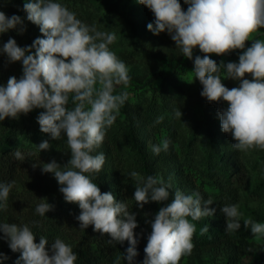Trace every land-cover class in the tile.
Returning a JSON list of instances; mask_svg holds the SVG:
<instances>
[{
  "label": "clouds",
  "instance_id": "1",
  "mask_svg": "<svg viewBox=\"0 0 264 264\" xmlns=\"http://www.w3.org/2000/svg\"><path fill=\"white\" fill-rule=\"evenodd\" d=\"M138 3L154 14V22L147 25L154 35L167 31L176 48L189 60H193L197 47L204 54L195 57L191 74L203 86L202 97L209 102H227L228 107L219 110V119L222 131L230 133L235 141L232 147L240 151L264 149V40L255 39L245 49L252 34L264 28V0H184L188 5L186 11L179 0H138ZM23 10L27 20L39 26L43 38H36L31 46L20 47L10 37L0 49L10 63L22 62L23 73L19 79L12 76L6 86H0V121L43 109L37 116L40 131L53 140H59L63 134L71 157L63 166L55 159L43 163L42 172L54 174L65 201L78 204L80 214L76 219L81 229L93 225L94 231L110 236L109 242H129L123 258L132 264L138 255L136 215L111 192L102 193L88 175L102 169L105 155L92 153L103 143L106 128L115 122L127 100L126 91L114 94L117 85L129 82L125 63L109 49L116 34L82 22L54 0H27ZM9 30L22 34L26 28L20 16L8 17L0 11V34ZM237 49L243 50L238 63L225 65L221 61L218 65L210 58V54L224 55ZM246 74L252 79L245 78ZM222 78L239 81V86L229 89ZM175 115L181 118V110ZM162 120L163 117H158L156 123ZM170 143L164 138L159 145L152 146V151L158 155L167 151ZM38 147L41 151L48 150L50 143L45 140ZM13 155L17 160L25 159L19 150ZM130 176L137 179L134 200L141 208L150 200L158 203L169 200L162 177L142 178L135 171ZM11 187L10 183H0V209L7 208ZM41 199L46 202L39 203L35 211L43 216L54 206L46 198ZM212 203L199 192L185 195L176 190L171 202L160 207L150 221L143 264H178L182 256L190 255L196 231L191 221L214 215L215 209L208 207ZM238 208L224 205L221 209L227 232L241 227ZM243 224L253 236H264V223L249 218ZM206 231L208 226L201 229V234ZM0 232L10 249L21 253L15 264H74L77 260L72 248L60 238L52 242L50 252L46 249V238L40 237L36 243L26 224L0 223ZM6 259L0 252V261Z\"/></svg>",
  "mask_w": 264,
  "mask_h": 264
},
{
  "label": "rangeland",
  "instance_id": "2",
  "mask_svg": "<svg viewBox=\"0 0 264 264\" xmlns=\"http://www.w3.org/2000/svg\"><path fill=\"white\" fill-rule=\"evenodd\" d=\"M101 1L117 12L107 11L99 0H54L74 12L82 22L95 25L99 31L116 34V40L109 45V49L126 65L129 82L124 86L134 90L127 93V100L115 122L106 128L99 150L105 155V163L99 172L111 179L115 187L121 186L124 192H133L137 179L132 178L130 173L135 171L142 177L140 159L143 156L156 157L152 146L159 145L164 138L169 139V148L160 152L161 158L156 163L158 176L163 178L169 193L174 194L178 190V177L182 179L188 195L200 191L208 198L213 197L216 191L223 192L227 182L235 190L233 205H238L241 213V227L233 232L225 230V215L215 218L213 224L210 218L213 215L197 221H191L189 217L196 226L192 237L194 248L190 255L182 256L178 264H264V236H250L245 231L250 232L251 229L243 224L249 218L264 223V218L259 216L264 214V149L253 147L240 151L232 147L235 141L230 133L222 131L219 119V110L226 109L227 102H209L202 97L203 86L191 74L195 57L204 55L198 47L193 50V60H189L176 48L167 31L154 35L147 25L154 22L155 16L138 0ZM25 2L27 0H21V3L6 0L0 4V11L8 17L14 14L20 16L26 28L22 34L17 30L0 34V49L10 37L20 47L31 46L36 38H43L39 26L27 20V13L23 10ZM179 2L186 11L188 5L184 0ZM255 39L264 40V28L252 34L245 42V49ZM242 52L237 49L224 55L210 54V58L218 65L221 61L225 65L228 62L238 63ZM157 73L165 75L154 78ZM22 74V62L10 63L6 54L0 52V86H6L10 77L19 79ZM245 78L252 79L250 74H246ZM222 83L229 89L239 86V81L231 79L222 78ZM177 110H181V118L176 117ZM41 111L43 109H33L28 114ZM158 117H163L161 123H156ZM10 119L0 121V135ZM206 121L210 125H205ZM153 122L159 126L156 130ZM129 124L133 125L131 132L128 131ZM191 136L193 140L188 143ZM210 137L212 140L208 144ZM61 138L66 145L65 152L50 154L45 161L28 160L18 169L14 183H11L7 204L15 202L22 206L31 199L42 201L41 198L48 201L59 192L60 185L54 174L42 172L41 167L53 159L62 166L67 164L71 153L66 137L62 134ZM15 141L37 147L39 151L38 146L43 142L42 139L23 141L21 136H16ZM217 155L221 156L223 163L216 162ZM33 164L37 167L33 168ZM180 167L182 169L177 177ZM214 169L227 179L210 181L205 173ZM205 226H208L209 236L198 241L197 230ZM143 241L146 245L147 237ZM136 264L142 262L137 261Z\"/></svg>",
  "mask_w": 264,
  "mask_h": 264
},
{
  "label": "trees",
  "instance_id": "3",
  "mask_svg": "<svg viewBox=\"0 0 264 264\" xmlns=\"http://www.w3.org/2000/svg\"><path fill=\"white\" fill-rule=\"evenodd\" d=\"M6 0H0V4ZM15 3H21V0H11ZM104 8L109 11L116 13L117 11L109 6H106L103 1L99 0ZM24 6V5H23ZM24 14V12H23ZM163 73H157L154 78L158 76H164ZM133 93V89H128L123 84L115 87L114 94L121 92ZM71 107V104H69ZM40 113V112H39ZM39 113H31L24 116H19L18 119H10V122L5 125L3 132L0 135V183H12L17 175L18 169L28 160H39L45 161L48 159V155H56L61 152H65L66 145L63 139L53 140L49 138V134L42 133L40 126L37 123V116ZM154 129L156 130L159 126L153 122ZM205 125H210L209 121L205 122ZM133 125H128V131H133ZM16 136H21L23 141H37L42 139L47 140L50 143L48 150H38L37 147L32 145H25L23 143H17ZM106 136V135H105ZM193 136L190 137L188 143L191 142ZM212 138L207 140V143H211ZM19 150L24 160H17L14 157V153ZM100 145L94 149L93 155H98L100 152ZM217 163H223L221 156L217 155ZM161 158L160 153L156 157L143 156L140 160V167L142 169V178H146L149 175L158 176L156 170V163ZM211 158V157H210ZM215 162V163H216ZM189 165V163H188ZM187 165V166H188ZM180 169L176 173L177 177L180 174ZM90 178L94 183L98 185L102 193L111 192L117 201H121L127 204L128 210L136 215V221L138 227L134 229V233L138 239L136 246L137 256L133 258L132 264H136L137 261L142 262L145 257L144 248L145 243L144 237H147L151 233L150 221L154 220L156 213L160 207L166 203L171 202L174 197L173 193H169V200L163 203L149 201L144 204L141 208L134 200V191L124 192L121 186L115 187L113 181L109 179L105 174L97 172L91 173ZM206 177L210 181L215 180L216 182H222L227 179L223 176V173H218L216 169L214 171H207ZM179 185L178 190H181L185 195H188L185 190L186 187L182 185V179L178 177ZM264 184V183H263ZM223 192L216 191L213 197L208 198L205 193L197 191L204 197L205 200H211L213 203L209 205L210 209H215L213 217H210L212 224L215 222V218L223 216L221 209L224 205H233L235 202L236 193L231 188L229 183L224 184ZM42 201L31 199V202L19 206V203L10 202L7 204L6 209H0V223H16L17 225H28L30 230L35 235V242L39 243L40 237H44L48 240L46 249H51V244L56 238H60L67 245H69L74 254L77 256V260L74 264H128V261L124 259L127 255V249L130 244L127 240L123 242L112 241L110 236L107 234L101 235V233L94 231V226L89 225L86 229H81L79 221L76 217L80 214V209L76 203H68L65 201L63 194L59 191L57 194L48 199V203L53 205V210L47 212L41 216L36 213L35 209ZM260 218H264V214L259 215ZM214 219V221H213ZM250 236L251 231H245ZM199 234L198 241L207 238L209 233L206 231L201 234V228L197 230ZM4 234L0 232V252L4 253L8 259L0 261V264H15V261L20 257L19 251L13 252L8 245L7 240L2 237Z\"/></svg>",
  "mask_w": 264,
  "mask_h": 264
}]
</instances>
